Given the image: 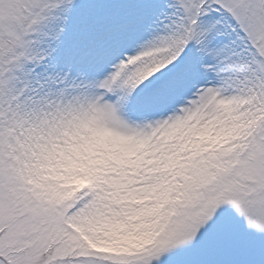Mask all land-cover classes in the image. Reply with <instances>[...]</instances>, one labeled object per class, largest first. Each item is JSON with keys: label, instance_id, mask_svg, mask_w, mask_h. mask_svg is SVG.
<instances>
[{"label": "snow or ice", "instance_id": "obj_1", "mask_svg": "<svg viewBox=\"0 0 264 264\" xmlns=\"http://www.w3.org/2000/svg\"><path fill=\"white\" fill-rule=\"evenodd\" d=\"M0 264H264V0H0Z\"/></svg>", "mask_w": 264, "mask_h": 264}]
</instances>
